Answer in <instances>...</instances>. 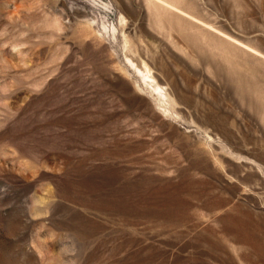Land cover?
I'll use <instances>...</instances> for the list:
<instances>
[{
    "label": "rangeland",
    "instance_id": "rangeland-1",
    "mask_svg": "<svg viewBox=\"0 0 264 264\" xmlns=\"http://www.w3.org/2000/svg\"><path fill=\"white\" fill-rule=\"evenodd\" d=\"M264 0H0V264H264Z\"/></svg>",
    "mask_w": 264,
    "mask_h": 264
},
{
    "label": "bare ground",
    "instance_id": "bare-ground-1",
    "mask_svg": "<svg viewBox=\"0 0 264 264\" xmlns=\"http://www.w3.org/2000/svg\"><path fill=\"white\" fill-rule=\"evenodd\" d=\"M260 251L264 254V245L261 246V250Z\"/></svg>",
    "mask_w": 264,
    "mask_h": 264
}]
</instances>
